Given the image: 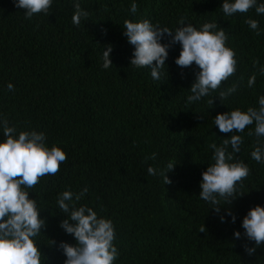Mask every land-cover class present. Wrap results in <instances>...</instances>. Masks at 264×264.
Masks as SVG:
<instances>
[{
	"label": "trees",
	"instance_id": "trees-1",
	"mask_svg": "<svg viewBox=\"0 0 264 264\" xmlns=\"http://www.w3.org/2000/svg\"><path fill=\"white\" fill-rule=\"evenodd\" d=\"M79 2L89 17L76 26L74 0H53L49 15L31 20L15 6L16 0H0V119L16 127L17 137L20 131L44 132L47 145H58L68 156L57 175L27 189L47 222L35 238L42 264H64L60 242L76 244L60 227L67 217L57 209V196L84 188L88 191L77 206L87 204L115 226L119 256L114 264H264V245L248 255L244 245L255 247V242L247 240L242 227L253 207L264 206V164L251 158L256 137L247 135L254 132V124L243 133H222L214 123L220 113L259 106L264 95V75L259 73L264 66V14L253 8L225 16L224 0ZM133 2L138 5L135 14L130 11ZM182 17L198 30L215 22L216 30L222 27L229 36L226 46L236 53L237 72L222 89L241 76L243 81L224 104L218 91L187 102L199 69L175 63L179 43L169 48L160 80H153L150 68L130 65L134 46L124 35L125 20L147 19L175 30ZM248 18L259 22V35L245 23ZM161 42L167 44L170 38L165 35ZM108 45L113 65L105 69L102 56ZM255 60L259 65L254 66ZM254 73L256 82L249 88ZM233 134L243 137L236 160L248 165L250 175L240 188L245 194L230 206L221 201L218 214L199 197L202 173L214 163L209 145L220 146ZM152 153L156 159L146 161ZM169 161L176 164L167 173L171 184L148 174L149 166L159 172ZM201 226L205 232H199Z\"/></svg>",
	"mask_w": 264,
	"mask_h": 264
},
{
	"label": "clouds",
	"instance_id": "clouds-1",
	"mask_svg": "<svg viewBox=\"0 0 264 264\" xmlns=\"http://www.w3.org/2000/svg\"><path fill=\"white\" fill-rule=\"evenodd\" d=\"M15 6L25 10V18L31 20L39 14L49 15L53 0H16ZM73 7L72 23L79 26L82 19L88 20L89 12L81 7L79 0H74ZM253 8L257 14H264V3L258 4L257 0H224L222 4L225 16L245 14ZM137 10L138 5L133 2L130 11L135 14ZM185 19L180 18L178 23L181 27L175 30L153 25L147 19L139 22L125 20L122 26L125 29L124 35L134 46L130 65L150 68L153 80H160L164 75L162 70L169 56V48L179 43L181 52L175 63L181 68L195 64L199 69L187 102L191 104L200 101L218 91L217 97L223 103L237 92L243 81L241 76L239 81L222 89V85L237 72L236 53L226 46L229 36L222 27L217 31L218 25L215 22H206L198 30L192 24H185ZM245 23L257 35L260 34L257 20L248 18ZM165 35L170 38L167 44L161 42ZM112 51L111 45L103 51L105 69L113 65ZM253 63L254 66L259 65L258 60ZM259 73L264 75V66L259 67ZM255 82L254 73L248 79L247 86L252 88ZM7 88L12 91L14 85L9 83ZM209 103L213 105L214 99ZM258 105V108L249 107L247 111L236 109L220 113L214 117V123L222 133H243L254 124V132L247 133L248 136L256 137L251 158L264 164V95L259 97ZM0 128L4 136L0 142V264H42L43 253L35 238L46 229L47 222L41 217V209L36 199L30 198L27 189L35 188L45 176L57 175L68 156L58 145L49 147L44 132L20 131L17 137L16 127L9 126L7 118L0 119ZM243 142L241 135L233 134L224 139L220 146L214 142L209 145L214 150V163L202 173L199 197L208 202L218 214L222 207L221 201L230 206L235 199L245 194L240 188L250 175V168L244 161L236 160ZM149 159L155 160L156 153L145 157L146 161ZM175 166L174 162L169 161L164 170L158 172L157 168L149 166L147 171L151 176L158 174L163 178L164 185H169L172 181L167 173L173 171ZM87 191V188L80 192L66 190L57 196V209L67 217L60 222V227L67 234L73 235L76 241L75 245L60 242L59 247L67 258L64 264H114L119 253L114 245L116 234L112 220L98 216L87 204L77 206ZM227 214L232 216L234 223L236 216L230 208ZM221 221L225 222L224 216H221ZM242 227L247 240L255 242V247L244 245L245 251L251 256L264 245V206L253 207L244 217ZM205 228L201 226L199 232H205ZM234 236L240 239L241 233L236 231Z\"/></svg>",
	"mask_w": 264,
	"mask_h": 264
}]
</instances>
